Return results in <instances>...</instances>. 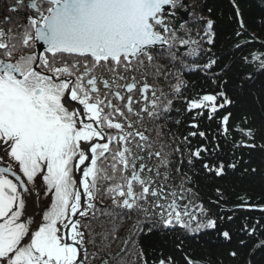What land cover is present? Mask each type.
<instances>
[{
    "label": "snow or ice",
    "instance_id": "6c2138e0",
    "mask_svg": "<svg viewBox=\"0 0 264 264\" xmlns=\"http://www.w3.org/2000/svg\"><path fill=\"white\" fill-rule=\"evenodd\" d=\"M180 6V0H12L7 11L35 14L14 26L12 16H6L3 23L9 27H0V264H90L87 245H96L95 236L102 241L117 238L115 224L107 234L88 227L98 211L109 223L120 218L119 226L136 213L137 236L211 229L217 240L231 244L238 233L254 235L256 228L247 224L236 231L230 227L233 216L226 215L220 188L211 203L221 212L193 204L188 197L199 193L188 186L193 176L182 169L185 156L190 169L199 163L209 177L249 163L235 158V150L264 152L256 129L236 125L241 139L233 143L234 161L227 165L213 156L218 143L211 150L192 148L189 137L207 139L195 122L190 127L196 131L182 140L187 149L177 144L166 151L169 145L156 127L155 138L146 134L145 118L153 124L167 118L174 100L182 96L186 70L202 72L216 85V91L186 101L188 112L199 110L196 117L206 112L209 120L234 105L228 94L233 73L243 92L253 86L255 77L247 70L252 62L258 61L264 72V53H253L251 60L241 57L240 67L222 64L214 54L206 63L190 65L188 58L211 53L203 43L214 46L215 21L198 18L204 21L203 35L196 33L200 39H192L190 30L178 35L169 17ZM239 23L243 28L244 21ZM186 24L180 22L178 28ZM17 52L25 54L17 57ZM259 101L264 110V94ZM232 115L228 112L218 121L225 137ZM248 120L245 115V125ZM249 171L257 169H243ZM41 193L47 207L40 204ZM243 207L256 206L236 205ZM37 209L42 211L39 223ZM173 243L182 251V240ZM247 246L238 239V247ZM257 250L264 251V239L251 246L252 253ZM138 255L143 259L144 250ZM226 255L236 258L238 251ZM184 260L202 264L187 256ZM156 264L176 262L166 256Z\"/></svg>",
    "mask_w": 264,
    "mask_h": 264
},
{
    "label": "trees",
    "instance_id": "16d2710c",
    "mask_svg": "<svg viewBox=\"0 0 264 264\" xmlns=\"http://www.w3.org/2000/svg\"><path fill=\"white\" fill-rule=\"evenodd\" d=\"M25 2L27 3V0ZM186 2L190 13L185 28H177L178 35H184L185 31L190 30L192 39H200L196 33L199 30L201 36L203 35L204 21L198 18L204 17L215 21L214 46L208 45L206 42L203 43L205 48L211 47V53H201L199 57L188 58L190 65L206 63L214 54L222 64H233L240 67L242 65L241 57H248L251 60L253 53H264V0H235V5L232 0H186ZM11 3L12 0H0V27L5 29L9 27L8 24L3 23L6 16H12V25L14 26L26 22L28 15L35 14L24 10L9 12L7 9ZM180 4L181 7H185L182 0H180ZM237 7L240 10V16L236 15ZM241 19L244 21L243 28L239 23ZM169 23L175 27L174 20L171 18H169ZM237 32L240 33L239 36L236 34ZM237 45L240 47L237 48ZM22 54L25 53L17 52L15 55L18 57ZM247 70L251 71L255 77L252 88L248 91H239L237 89L239 81L233 73L228 85V94L235 100V103L227 106L225 110H222L221 115L213 120L207 118L206 112L202 117H196V112L199 110L188 112L186 101L216 91V85L202 72L186 70L182 78L187 86L183 89L180 99H176L181 102L175 106L173 116L169 114L166 120L162 123L158 122L155 126L161 130L163 142L169 145L166 151L170 152L173 146L182 144L183 137L188 136L189 132L196 131L195 128L190 127L194 122L199 124V131L206 132L207 139L198 136L189 137L192 148L195 149L203 145L211 150L218 143L220 149L213 152V156H216L219 161H223L225 165L234 161L233 143L241 139L236 125L256 129V142L264 144V139H261V136L264 135V110H262L259 101L260 95L264 94V72L259 70L258 61L252 62ZM228 112L233 115L229 134L225 137L220 132L218 121L222 115ZM245 115L249 117L247 125L243 122ZM194 117H196L195 120ZM176 121H180V123H176ZM150 132L148 135L155 138L156 132L152 130ZM182 146L187 149L186 144H182ZM202 155L206 156L207 154L202 153ZM235 158L249 163H242L236 170L228 169L222 177L206 176L200 171L199 163L195 169H190L186 156L182 171L193 176L194 183L188 186L193 187L194 191L199 193L198 197H188L193 204L203 203L211 213L221 212L220 207L211 203L217 199L215 189L220 188L225 197L221 203L224 208L228 209L226 215L233 216L230 227L233 231L245 224L255 227L256 232L251 238L244 233H238L231 244H226L217 240L211 229L201 230L197 234H189L179 228L174 233L169 232L167 235L137 236L134 227L138 219L136 213H133L130 218L124 217L122 226H119L120 218H115L113 223H109L108 219L101 216L98 211L97 216L92 218L88 227L93 229L94 233L107 234L115 224L118 226L117 238L113 240L109 236L107 240L102 241L100 236H95L96 245H87L90 264H105V262L106 264H143V260H147L148 264H156L160 258L166 256H172L176 264H185V256L201 261L202 264H247L249 260H252L253 264H264V251L251 252V246L264 239V210L261 208L264 206V152L259 149H236ZM245 167H254L257 171L245 173L243 172ZM177 183H179V177H177ZM29 186L31 189L33 188V185ZM42 200H47L43 194ZM104 203L108 204L109 201L105 200ZM241 204L255 205L256 207L236 208V205ZM190 211L194 212L191 206ZM194 214L196 213L194 212ZM41 218L42 212L38 216V220ZM199 218L204 220V217ZM81 223L87 224L88 222L82 219ZM193 227H195L194 222ZM239 238L245 239L248 246L238 247ZM181 240L183 241L182 251H179L174 247L173 241ZM125 241H129V243L125 244ZM141 249L144 250L143 259L138 255ZM231 250L238 251L236 258L226 255Z\"/></svg>",
    "mask_w": 264,
    "mask_h": 264
},
{
    "label": "flooded vegetation",
    "instance_id": "af4514ba",
    "mask_svg": "<svg viewBox=\"0 0 264 264\" xmlns=\"http://www.w3.org/2000/svg\"><path fill=\"white\" fill-rule=\"evenodd\" d=\"M182 3L185 5V7L187 8V11H185L184 9H185V7L183 8V7H178L177 9H175L174 11L176 12V16L175 17H169V18H171V20H174V25H175V23H176V21L177 20H181V22H182V16L180 15V12H187V13H190L189 12V6H187L186 5V3H185V0H182ZM189 15V14H188ZM170 24V27H172V25H171V23H169ZM161 63H165L166 61H160ZM171 98V97H170ZM180 99V98H179ZM179 102H181V101H179V100H174V104H173V110L169 113L170 115H172L173 116V114H174V111H175V106L176 105H179L178 103ZM221 112L222 111H220L218 114H217V116H219V115H221ZM169 114H168V116H169ZM168 116H167V118H168ZM216 116V117H217ZM167 118H165V119H163V120H158V121H156L154 124L152 123V122H149L148 121V119H147V117L145 118V124H147V126H148V128H149V132L148 133H146V134H150L151 132H150V130H152L153 129V127H155L156 125L155 124H157L158 122H163L164 120H166ZM141 130H143V129H141Z\"/></svg>",
    "mask_w": 264,
    "mask_h": 264
},
{
    "label": "rangeland",
    "instance_id": "374dc122",
    "mask_svg": "<svg viewBox=\"0 0 264 264\" xmlns=\"http://www.w3.org/2000/svg\"><path fill=\"white\" fill-rule=\"evenodd\" d=\"M172 27H173V26H172ZM155 125H157V124H155ZM40 184H41L40 179H39V180H36V183H35V189H39V188H40ZM35 189H33V191H32L34 194H36ZM42 194H43V193H41V195H42ZM41 195H40V196H41ZM41 202H42L41 205H42L43 207H46L47 204H48V201H47V200H46V201H43V200L41 199ZM41 212H42V211H41ZM41 212H40V213H41ZM39 215H40V214H39ZM39 215H37V219H36V222H37V223L40 222V220H38V216H39Z\"/></svg>",
    "mask_w": 264,
    "mask_h": 264
},
{
    "label": "water",
    "instance_id": "95a60500",
    "mask_svg": "<svg viewBox=\"0 0 264 264\" xmlns=\"http://www.w3.org/2000/svg\"><path fill=\"white\" fill-rule=\"evenodd\" d=\"M186 3V2H185ZM167 7V6H166ZM180 15L182 16V21H185L188 19V13L187 12H180ZM181 22V20H177L176 21V27H178V24ZM37 51H39V49L37 48ZM9 178L10 179H14L13 177H11V175L9 174ZM30 188V187H29ZM40 213V212H39Z\"/></svg>",
    "mask_w": 264,
    "mask_h": 264
},
{
    "label": "bare ground",
    "instance_id": "6f19581e",
    "mask_svg": "<svg viewBox=\"0 0 264 264\" xmlns=\"http://www.w3.org/2000/svg\"><path fill=\"white\" fill-rule=\"evenodd\" d=\"M40 187H41V184H40ZM32 197L34 198L35 197V194L32 192ZM42 199V195L40 196V201ZM42 206V205H41ZM40 210L37 209V212H36V215H35V219H37V215L39 214Z\"/></svg>",
    "mask_w": 264,
    "mask_h": 264
}]
</instances>
